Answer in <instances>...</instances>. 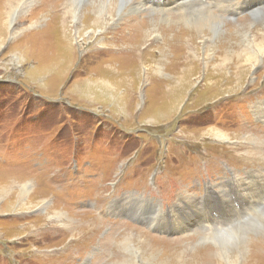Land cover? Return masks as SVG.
<instances>
[{"label": "rangeland", "instance_id": "rangeland-1", "mask_svg": "<svg viewBox=\"0 0 264 264\" xmlns=\"http://www.w3.org/2000/svg\"><path fill=\"white\" fill-rule=\"evenodd\" d=\"M9 1L0 0V264H217L207 254L264 211V200L246 215L234 203L224 223L242 218L218 226L221 236L198 227L153 230L112 209L119 199L141 211L191 198L226 204L241 194L235 181L264 176V122L253 115L264 107V56L245 70L227 64L214 71L204 63V49L227 29L235 31L232 52L240 53L246 39L264 41V16L255 15L264 0L254 7L246 4L255 0H234L233 8L228 0H203L165 12L153 0H130L126 19L81 40L61 34L66 0H20L32 4L31 12L17 7L12 21L5 16ZM142 1V10L132 8ZM206 11L222 20V34L202 42L179 16L190 21ZM149 26L160 32L147 42ZM192 47L197 55L189 54ZM27 181L33 193L25 196ZM260 240L264 231L252 225L246 253L236 250L234 264H264Z\"/></svg>", "mask_w": 264, "mask_h": 264}, {"label": "bare ground", "instance_id": "bare-ground-1", "mask_svg": "<svg viewBox=\"0 0 264 264\" xmlns=\"http://www.w3.org/2000/svg\"><path fill=\"white\" fill-rule=\"evenodd\" d=\"M85 1H87V0H66L61 5L63 19H62V21H60L58 23L63 25V29H61V30H63L61 32V34L63 35V38H67V39L71 38L73 40H81L82 38L83 39L86 38V36L89 35L90 33H93L94 35H97L96 31L98 29H101L100 33H103V31L105 30V27L108 26L110 23H112L115 19H120V20L126 19L125 16L127 14V7L129 5V2H130V0H88L86 5L81 7L80 3L81 2H85ZM153 1L158 7H160V8H157V9H159L161 12H165V11H167V10L173 8V7H175L176 9L182 8L184 10L186 8V6L190 2L191 3H197L200 6H203V5L200 4V3L203 2V0H181V2H182L181 4L183 5V7H181V5L179 4V2H178L179 0H153ZM197 1H199L200 3L197 2ZM222 1H224V0H222ZM46 3L48 4L49 2H46ZM233 3H234V0H228L227 3H226L227 8H230V7L233 8ZM58 4H60V3H58ZM222 4H223V2H222ZM261 4H262V0H255V1H249L246 4V6L254 7V6H257V5H261ZM6 5L8 7V9H7L8 13L5 12V16H8V19H10V21H12L14 14H16V12H18V8L17 7H20L21 10H25V11L27 10V12H28V10L30 11L31 7H32V4L31 5H27V3L21 2L20 0H10L9 2L6 3ZM7 7L5 6L3 8V10L5 8H7ZM143 7H146V4L143 1L140 2V3L134 4V6L132 5L133 9L142 10ZM57 8H58V6L56 7V9ZM129 8L131 9V6H129ZM164 8H166V9H164ZM163 9H164V11H162ZM250 10L252 11L253 9H250ZM39 11H41V10H39ZM131 11H130V13H131ZM206 12L207 13L205 15H201L200 17H194V19H192L190 21H189V19H185L183 17V13H180V16H179V19L183 20V24H185L186 27L194 28L193 31H191V32L189 31L190 33H194L195 36L193 38L198 39V40L199 39L202 40V38H203L202 42H204L205 40H209L211 35H213L214 37L217 35L216 39H218V37L221 36L220 34H222L221 23L219 22L220 18H217L218 16L215 15L214 12H212V11H210V12L206 11ZM222 12H224V11H222ZM34 13H37V12H34ZM31 14H33V13H31ZM253 15H254V12H253ZM255 15H257L258 17H263L264 16V10H260L259 9L256 12ZM1 16H2V14L0 15V18H1ZM35 16L36 15L34 14V17ZM53 18H52V20H53ZM130 20L132 21V19H130ZM155 21L152 20L151 22L153 23ZM220 21H222V20H220ZM174 22H176V21H174ZM123 23H121V24H123ZM128 25H129V23H128ZM150 25H152V24H150ZM90 26L93 29L91 30V32H86L87 29ZM0 27H1V21H0ZM149 27L151 28V26H149ZM172 28H171V30H172ZM159 29H158V26L157 27H152L149 31H148V28H147L148 32L145 34V37L147 38L146 41L148 42L149 39L151 37H153V36L157 37L155 34L160 32ZM181 29H183V28H181ZM1 31L2 30H0V33H1ZM226 32H227L226 34L224 33L222 35L221 39L219 40L217 45H215V47H208L207 49H204L205 52L207 53L205 55V60H204V63L207 66V68H212V69H214V71H222V70L224 71L225 68H229L227 66V64H233V66L236 67L238 70H240L241 68L245 70L248 66H250V65L254 66L255 64L259 63L260 59H262L261 57L264 56V41L256 42L254 40L252 42L250 40L247 41V39H246L245 42H248L247 46L244 49H241L240 53L232 52L231 51V49H232L231 46H233V43L235 41H232L233 40L232 36L230 37L229 33H233L234 32V34H235V31L234 30L229 31L227 29ZM224 36H225V39H224ZM212 39H214V38H212ZM189 40L190 39H188V41ZM243 43H244V41H243ZM198 50H200V48ZM189 54L191 56H193L194 54L197 55L196 54V50H195L194 47L191 48ZM259 55H261V56L259 57ZM214 57L216 58L215 60L213 59ZM210 60L212 62V65H209V61ZM242 72H241L242 74H240V76L241 75L244 76V75L249 73V71H247V70L246 71H242ZM240 76H238V74H237V81H238V79H240ZM173 101H175V100H173ZM177 106L178 105H170V107H171L170 111L172 109H176ZM253 115L258 121L264 122V107L255 106L254 109H253ZM160 119H158V120H160ZM155 120H157V118ZM150 122H153V120H151ZM243 124H246V127H248L247 126L248 123H246V121H244ZM210 130L215 131L216 132L215 136H218L219 138L225 139L228 136V134L223 133L222 131H220V130H218L216 128H212ZM250 131H255L256 132L257 129L256 128H252ZM251 141H253V139ZM260 143H261V145H263L264 144V140L262 142H260ZM258 149H259L260 152H262L264 150V148H258ZM247 178L249 179L248 182H247V179L235 181V183H238L239 187H242L241 194H239L237 198H234V197L232 198L231 197L227 201L226 204H223L221 202V200H219V199H216L215 202H212V201H210L207 198V199L202 200V201L199 202V201L196 200V198H191L187 202L182 201L178 206H174L173 205L172 208L166 209L165 211H162V210L159 209V206H157L158 208L156 206H152V208H151L147 204V203H150V201H148L147 198H140L139 197L138 199H140L143 203L147 204L145 206L144 210L141 211L139 208L136 209L135 206H134V208H129L126 205L121 204V199H119V200H116L115 205L113 206V209H112V213L115 214L116 211L118 210V212L120 214V217H133V219L141 221L142 223L147 224L153 230L168 232V231H171V229H173L172 232H177V231H181V230L189 231L191 229V227H198V228H207V231L210 232L211 235L215 234V235L221 236V234H223L221 232L222 231V227L225 224H229L232 221L234 222V221L239 220L240 218H242V217L235 216L232 220L224 223L223 220L227 216V214L228 213H233L234 211L237 210V208L234 206V203H237V205H238L237 207L239 208V210H244L243 213H244V215H246L249 211L252 214H254L257 211V208L261 205L262 201L264 200V197L262 198V196L264 194V176L259 174L258 176L251 175V176H249ZM259 179L261 181H258ZM21 191H22V194L25 195V196L29 195L30 193L32 194L33 193L32 181H27L26 183L24 182V184L21 186ZM222 192L225 193L224 190ZM252 195H258V196L262 195V196L259 197L258 199H256V197L253 198L255 200H253L251 203H246L247 204L246 205L245 202ZM180 205H181V207H180ZM205 207H208L209 209L206 210ZM204 210H206V213H207V214H205V216H203V211ZM153 218L155 219L154 224H153ZM164 221H165V225L163 227ZM201 221L204 223L203 225L201 224ZM261 221H263V222L261 223ZM252 225H254L257 230L264 231V211H260L258 214H256L255 218L252 219L251 222H248L245 225L243 224L242 226H239V228H236V230L234 232L230 231V232H228V234H225V238L223 237L225 240L220 242V243L223 244L222 248H217L216 253L214 255L211 254L212 256H208V254L206 253L207 254V258L212 257L211 259L213 261L218 262L219 264H234L236 261L233 262V260H234L233 258H235L236 255H237L235 253L236 250L241 249V253H244V252L246 253V249L247 248L246 249L244 248V247H247L246 243H245V237L248 235V231L251 230ZM218 226L221 227L220 228L221 231H219ZM192 238L193 237H187V238L180 239V240H178L176 242H180V243L189 242ZM236 241L237 242L238 241L242 242L241 245L238 244L239 246H237L236 245ZM254 242H256V241H254ZM258 242L260 244L264 243L262 240H260ZM250 243L248 245H250ZM259 243L257 245L255 244V247L256 246L257 247L260 246V248H261V245ZM146 245H147V243H146ZM215 246H216V244H215ZM175 249H177V248H175ZM213 250H214V248H213ZM213 256H216L217 258L213 259ZM243 256H241V257H243ZM147 258H148V255H147ZM159 259H161V258H159ZM136 263H137V261H136ZM145 263L149 264L148 261L145 262Z\"/></svg>", "mask_w": 264, "mask_h": 264}]
</instances>
